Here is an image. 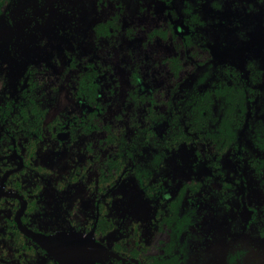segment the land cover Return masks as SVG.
I'll return each instance as SVG.
<instances>
[{
  "label": "flooded vegetation",
  "instance_id": "flooded-vegetation-1",
  "mask_svg": "<svg viewBox=\"0 0 264 264\" xmlns=\"http://www.w3.org/2000/svg\"><path fill=\"white\" fill-rule=\"evenodd\" d=\"M82 1L0 0V264H264L260 62L207 0Z\"/></svg>",
  "mask_w": 264,
  "mask_h": 264
},
{
  "label": "rangeland",
  "instance_id": "rangeland-1",
  "mask_svg": "<svg viewBox=\"0 0 264 264\" xmlns=\"http://www.w3.org/2000/svg\"><path fill=\"white\" fill-rule=\"evenodd\" d=\"M67 1L68 0H27L26 4L48 6L49 9H56L57 6L65 4ZM70 1L75 5L85 4L82 0ZM194 1L200 2L204 0ZM18 2L19 1H14V4H18ZM14 4H12L9 9V14H6V17L17 27L19 26V22L24 21V18H22L21 14L18 12L14 13ZM88 4L89 7H96L95 0H90ZM202 14L204 19L210 22V25L204 31L210 38L216 58L213 69H217L223 60L225 64L235 62L241 57L254 58L259 61L264 68V2H262V0H240V2L236 4L229 2L221 5V8H217L209 3L202 9ZM29 15L35 18V23H37L40 21L41 17H48V11L44 14L43 10H37L36 13ZM84 18L85 16L83 19ZM0 26L5 28V31L9 32L5 20H0ZM241 33H243L246 38H241ZM261 84L262 88L256 103V110L258 113L264 115V75ZM204 229L211 247L209 251L213 252L214 258L218 259L215 264H223L224 233L221 235L218 233L212 234L211 228L207 225L204 226ZM219 229L223 230L224 228L220 226Z\"/></svg>",
  "mask_w": 264,
  "mask_h": 264
},
{
  "label": "snow or ice",
  "instance_id": "snow-or-ice-1",
  "mask_svg": "<svg viewBox=\"0 0 264 264\" xmlns=\"http://www.w3.org/2000/svg\"><path fill=\"white\" fill-rule=\"evenodd\" d=\"M208 2L217 8H221V5L227 4L229 2L232 4H236L240 2V0H208ZM262 2H264V0H262ZM241 38H246L244 37L243 33H241ZM4 67V64H0V73H2Z\"/></svg>",
  "mask_w": 264,
  "mask_h": 264
},
{
  "label": "clouds",
  "instance_id": "clouds-1",
  "mask_svg": "<svg viewBox=\"0 0 264 264\" xmlns=\"http://www.w3.org/2000/svg\"><path fill=\"white\" fill-rule=\"evenodd\" d=\"M0 86H2V82H0Z\"/></svg>",
  "mask_w": 264,
  "mask_h": 264
}]
</instances>
